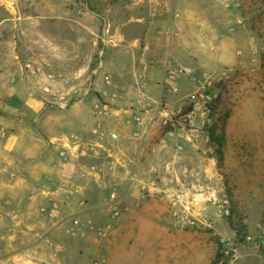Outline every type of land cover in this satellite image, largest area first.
Here are the masks:
<instances>
[{
    "label": "crops",
    "instance_id": "1",
    "mask_svg": "<svg viewBox=\"0 0 264 264\" xmlns=\"http://www.w3.org/2000/svg\"><path fill=\"white\" fill-rule=\"evenodd\" d=\"M224 1L226 10L235 5L234 0ZM14 2L17 16L0 17V134L7 132L5 138L0 135V264H210L212 256L198 254L206 250L198 246L206 237L181 233L161 197L166 188L148 184L150 176L143 171L150 160H161L162 153L173 149L160 140L151 117L154 110L156 116L160 113L162 94L170 98L163 84L170 56L184 60L185 50L175 36L189 33L181 24L196 18L194 9L182 14L174 0H129V5L127 0H91L94 13L76 18L77 25L89 21L92 33L102 34L105 58L91 77V90L79 101L46 106L53 84L46 71L35 74L27 66L42 67L35 64L36 51L52 49L53 13L63 12L68 0ZM0 6L8 9L2 0ZM214 11L209 7L206 14L213 17ZM9 34L13 41H6ZM112 75L108 87L105 79ZM116 78L124 81L116 84ZM107 92L120 99L104 118L97 106ZM89 95L94 96V109L84 105ZM136 116L145 122L139 137ZM99 121L119 140L107 138L99 156L78 159L67 139L91 141L90 131ZM186 141L182 146L188 149L189 134ZM63 149L69 162L59 155ZM110 163L117 170H110ZM92 167L96 169L90 171ZM116 184L122 217L109 237L72 233L75 219L91 218L98 225L111 221L109 192ZM52 205L59 209L56 219L41 212Z\"/></svg>",
    "mask_w": 264,
    "mask_h": 264
},
{
    "label": "rangeland",
    "instance_id": "2",
    "mask_svg": "<svg viewBox=\"0 0 264 264\" xmlns=\"http://www.w3.org/2000/svg\"><path fill=\"white\" fill-rule=\"evenodd\" d=\"M9 1L2 0L8 9L0 6V17L13 19L16 3ZM174 1L182 14L192 7L196 18L181 24L189 33L175 36L185 48L184 60L170 57L197 73L195 80L177 82L178 93L159 99L160 113L156 116L154 110L151 121L160 140L173 149L162 153L161 160H150L143 171L150 176L148 184L166 188L161 197L181 233L206 237L198 242L206 250L198 254L212 256L210 264L218 254L217 264H264V0H234L229 10L224 0ZM87 6L92 8L91 0L63 3V12L53 13L52 49L36 51L35 64L52 76L46 106L79 101L105 58L102 34L92 33L89 21L77 25L76 18L90 13ZM209 7L215 10L213 17L206 14ZM6 41H13L12 34ZM122 81L116 78L115 83ZM203 86L210 99L190 100ZM93 101L89 95L84 105L94 109ZM188 134L192 141L187 149L182 145Z\"/></svg>",
    "mask_w": 264,
    "mask_h": 264
},
{
    "label": "built area",
    "instance_id": "3",
    "mask_svg": "<svg viewBox=\"0 0 264 264\" xmlns=\"http://www.w3.org/2000/svg\"><path fill=\"white\" fill-rule=\"evenodd\" d=\"M27 68L35 74L42 73V68L27 66ZM196 70L189 66H184L180 64L177 60L170 61L166 76L163 84L168 86L170 91L173 93L179 92V87L177 82L180 79H193L196 78ZM49 79H52V76H48ZM112 77L106 76L105 83L108 87L112 86ZM205 86L200 87L199 90L191 96L190 100L193 102L209 100L210 97L204 91ZM103 100H100L97 109L99 113L104 118L111 116V107L110 105L118 101L120 96L117 93L107 92L103 96ZM135 125L138 129L135 136L139 137V130L144 126V119L136 116L134 119ZM1 137L5 138L7 136V132L1 130ZM91 141H83L78 136H70L67 141L71 148L76 150V156L78 159H86L93 156H99V149L104 148L103 142L109 138L112 142H117L119 140V135L116 132L107 133L104 128L102 122H98L90 131ZM60 157L65 161L69 162L70 155L67 149H63L59 153ZM110 170H117L116 163H110ZM96 168L92 167L90 171H94ZM103 170V169H101ZM120 193L118 189V185H114L112 191L110 193V202H111V221H107L104 224H97L93 219H88L86 221H81L80 219H75L73 222L72 233H84L85 231H90L95 234L98 240H104L109 237L112 230L115 228L116 224L121 220L122 217V208L120 206ZM41 212L48 216L50 219H56L59 215V209L57 206L52 205L50 207H42ZM190 224L194 225L195 222L193 220L189 221Z\"/></svg>",
    "mask_w": 264,
    "mask_h": 264
},
{
    "label": "trees",
    "instance_id": "4",
    "mask_svg": "<svg viewBox=\"0 0 264 264\" xmlns=\"http://www.w3.org/2000/svg\"><path fill=\"white\" fill-rule=\"evenodd\" d=\"M85 2L88 3V0H85ZM89 8H90V7H89ZM90 10L93 11L92 8H90ZM212 133H213V132H212ZM212 136H213V134H212ZM222 141H223L222 139H218V143H219V144H221ZM219 161H220V163L222 162V157L220 158ZM220 255H221V254H218V256H217V258L214 260V263H213V264H217V259L220 258V257H219Z\"/></svg>",
    "mask_w": 264,
    "mask_h": 264
},
{
    "label": "water",
    "instance_id": "5",
    "mask_svg": "<svg viewBox=\"0 0 264 264\" xmlns=\"http://www.w3.org/2000/svg\"><path fill=\"white\" fill-rule=\"evenodd\" d=\"M88 10H90L89 6H87ZM90 12L94 13L93 11L90 10ZM92 88V84H90V87H89V91L91 90Z\"/></svg>",
    "mask_w": 264,
    "mask_h": 264
}]
</instances>
